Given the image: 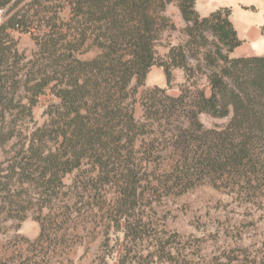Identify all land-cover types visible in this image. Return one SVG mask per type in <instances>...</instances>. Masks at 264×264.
I'll list each match as a JSON object with an SVG mask.
<instances>
[{"label": "trees", "instance_id": "obj_1", "mask_svg": "<svg viewBox=\"0 0 264 264\" xmlns=\"http://www.w3.org/2000/svg\"><path fill=\"white\" fill-rule=\"evenodd\" d=\"M167 1L0 0V235L36 209L35 243L42 245L59 224V216L42 211L66 195L63 179L74 172L69 189L86 194L106 240L116 236L118 264H130L145 239L156 243L145 258L175 256L157 231L149 233L142 204L207 182L264 208V54L232 56L242 40L230 9L201 17L195 0H174L187 42L159 58L156 42L171 28L163 15ZM64 7L67 21L59 18ZM24 34L35 46L30 57L19 49ZM91 49L92 58L78 57ZM154 66L167 85L173 70L184 72L179 96L155 87L136 98ZM195 74L206 78L208 95L189 83ZM46 94L57 103L36 126L33 109ZM200 114L229 119L223 128L205 129Z\"/></svg>", "mask_w": 264, "mask_h": 264}, {"label": "rangeland", "instance_id": "obj_2", "mask_svg": "<svg viewBox=\"0 0 264 264\" xmlns=\"http://www.w3.org/2000/svg\"><path fill=\"white\" fill-rule=\"evenodd\" d=\"M220 8L230 9L229 19L242 40L241 48L233 55L245 54L246 48L253 51L252 56L263 55L264 38L260 34V25H264V0H195L194 9L201 17ZM163 15L171 28L161 31L156 42L155 51L161 59H165L170 47L184 46L187 42L185 23L177 2L167 1ZM59 18L68 20V7L59 12ZM250 27L254 30L248 34ZM19 49L30 57L35 46L29 35L19 37ZM95 52L91 49L78 57L90 59ZM198 59H201L200 55ZM196 63L189 59L190 66ZM192 81L209 94L204 76L195 74L189 83ZM186 83L184 72L176 69L167 85L162 69L154 66L136 98L139 99L146 89L155 87L164 89L168 96L177 97ZM56 103L57 100L48 94L39 98L33 109L36 126L44 124L45 110ZM134 109L136 119H140L139 103ZM198 119L205 129H219L229 118L200 114ZM77 175L74 172L63 179L66 195L56 201L51 210L42 211L43 216L50 212L59 216L58 226L45 233L46 240L42 245L35 243L40 232L38 223L33 220L38 214L36 209L27 212V218L20 225L17 222L6 224L9 230L0 235V264H118L122 249L116 247V236L110 234L107 241L104 228L96 223L98 213L87 203L86 194L69 189ZM142 205L143 221L151 230L149 233L157 231L158 237L167 241V247L175 256L171 259L165 255L145 258L148 252L155 251L156 244L145 239L129 255L130 264H233L252 259L264 264V208L252 202L239 201L205 182L181 196ZM64 215H69V222H64ZM120 239L119 244L122 236Z\"/></svg>", "mask_w": 264, "mask_h": 264}, {"label": "crops", "instance_id": "obj_3", "mask_svg": "<svg viewBox=\"0 0 264 264\" xmlns=\"http://www.w3.org/2000/svg\"><path fill=\"white\" fill-rule=\"evenodd\" d=\"M260 26H262V25H260ZM251 30H254V28H253V27H252V28L250 27V29H249V31H248V34H250V31H251ZM251 32H252V31H251ZM238 38H239V37H238ZM239 39H240V38H239ZM240 40H241V39H240ZM241 46H242V45H241ZM241 46H240L239 48L235 49L234 52L239 51V49L241 48ZM234 52H233V53H234ZM243 52H244L245 54H241V53H239L238 55H233V53H232V55H233V56H236V57H248V56H252V54H253V53H252L253 51H250V48H246V49H244Z\"/></svg>", "mask_w": 264, "mask_h": 264}, {"label": "built area", "instance_id": "obj_4", "mask_svg": "<svg viewBox=\"0 0 264 264\" xmlns=\"http://www.w3.org/2000/svg\"><path fill=\"white\" fill-rule=\"evenodd\" d=\"M1 17H2V11L0 10V21H1Z\"/></svg>", "mask_w": 264, "mask_h": 264}]
</instances>
